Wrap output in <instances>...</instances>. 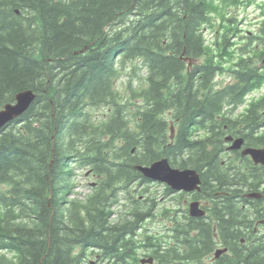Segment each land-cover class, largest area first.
Returning <instances> with one entry per match:
<instances>
[{"label": "trees", "instance_id": "1", "mask_svg": "<svg viewBox=\"0 0 264 264\" xmlns=\"http://www.w3.org/2000/svg\"><path fill=\"white\" fill-rule=\"evenodd\" d=\"M254 1L0 0V108L21 90L35 93L0 130V264H84L89 249L94 264H136L139 248L157 264H202L214 244L208 221L137 237L158 201L146 189L139 201L129 184L151 182L135 166L161 157L200 173L220 236H238L225 226L244 212L231 193L247 179L222 162L224 137L229 113L264 84V7L238 47L239 22L227 11ZM223 71L232 80L217 86ZM263 100L246 105L248 116ZM255 133L247 144L263 140ZM72 157L96 178L89 202L66 198ZM246 245L230 249L235 264H264V240Z\"/></svg>", "mask_w": 264, "mask_h": 264}, {"label": "flooded vegetation", "instance_id": "2", "mask_svg": "<svg viewBox=\"0 0 264 264\" xmlns=\"http://www.w3.org/2000/svg\"><path fill=\"white\" fill-rule=\"evenodd\" d=\"M258 98L254 99L251 97L247 100V104L241 105L242 108H240V106L238 109L231 111L229 113L231 118L228 121L230 122L231 127L228 129L227 125L226 128V136L229 135L231 138H227L224 142V159L222 160V162H230L232 164V173H236L237 178L244 177L247 179V185H245L243 188H240L238 185H236L233 193H231L234 195V199L239 201L238 203H240V208L243 209L244 212L243 214H240L239 218L238 215H236L235 218L238 220H236L234 223L225 226L227 229H229L230 232H233V229L236 230L238 235L237 237L228 242L223 240L222 236H220V229L217 226L218 222L211 221L210 219L208 211L210 200L204 199V195L202 193L199 194L200 191H175L170 187L164 186L163 197H167L170 204L166 205V222L163 230L168 231V229H170V234L174 235L180 231L176 230V224L182 221L186 223L187 221L194 220L195 222L203 220L204 222L208 221V223L211 225L214 244L213 248L211 247V250H209V252L201 255L202 264H223L224 261H228L229 259H233L235 264L236 256L230 250L234 245L247 244L245 247L246 250H248L250 244L261 242L264 240V178L262 177L264 176L262 175V173H264V163H255V161L249 154H243L242 152L245 147H264V109L262 108V106H264V100L262 106H259V108L254 111V114L248 116V114L252 113V111H249L247 109L251 103L260 101V99ZM246 105H248L247 108L245 107ZM254 118H256L255 123L258 124L257 126L252 125L254 123ZM225 127L226 125L224 124V128ZM253 128H255L256 132L254 135L262 134L263 140L260 142L252 140L251 144H247V140L249 139L250 132ZM237 137L242 138L241 145L237 148H229V145L233 142V139ZM225 154L226 157H224ZM86 176L88 177V190L85 197L89 202V167L87 168ZM259 176H261L262 179L258 182L257 178ZM241 181L242 180L237 179L235 183L237 184ZM95 185L96 181L92 183L91 187ZM257 192L260 193L258 196H249V193L255 194ZM218 193L223 192H217L216 195H218ZM179 200L181 201V204H178ZM194 200L199 201V204L202 207L204 206L203 208L205 210V213L203 215H190L188 204ZM217 200H220V198ZM243 200H247L249 202L244 203ZM175 202L177 203V205L174 204ZM222 248H224L225 250L215 256V251ZM224 254L226 256L224 258L228 259L220 262L219 260L223 257ZM146 256L147 255L145 254L140 258ZM152 264H157V261H155L154 259Z\"/></svg>", "mask_w": 264, "mask_h": 264}, {"label": "rangeland", "instance_id": "3", "mask_svg": "<svg viewBox=\"0 0 264 264\" xmlns=\"http://www.w3.org/2000/svg\"><path fill=\"white\" fill-rule=\"evenodd\" d=\"M263 7H264V0H255L252 4L246 7L244 6H240L239 8L231 7L227 11L229 14L232 13V15L235 18H237V21L239 22L238 26L241 29L239 34L235 37V42H236L237 47L239 46V44L241 45L244 41H246L247 39L246 36L250 35V33L257 32L260 20H262V17H263L262 15ZM212 32L213 30L211 28H208V29H204L203 34L206 37H210ZM259 60L260 59H257L256 62H258L257 63L258 65H262V72H264V63L260 64ZM126 70L129 71L128 68H126ZM142 73L144 72L142 71ZM231 77L232 76H230V74L227 73L226 71L216 74L215 80H216L217 86H221L222 84L228 81H231L232 80ZM125 80H126V76L123 75L117 81V87L121 91H123V89L125 88L124 86ZM262 95H264V85L261 88H258L256 90H252L251 92H249V95L246 97V100L250 99L251 97L256 99L258 97H261ZM240 108H242V106ZM168 115L169 114H167V116ZM224 157H226V154L224 155ZM65 166L68 169L72 170V176L70 177L71 178L70 184L72 185V188L70 192L67 194L66 198L67 199H77V200L84 199L83 197H85L84 195L85 193H87V190H88V185H87L88 177L86 176L87 168L80 166V164L77 162H73V157H72V160L71 158L68 160ZM95 181H96V178L94 174H92V172L89 170V194L91 193V188H92L91 185ZM142 189L147 190L145 191L148 196L156 195L157 197L156 200L158 201L157 202L158 204H156V206L151 211L153 215L150 218H146L143 220V225L141 226V229L138 230L137 237L139 238H141V236L144 233L150 234L152 232L158 235L160 231L162 232L165 222H166L165 213L163 212V209H167L166 205L170 204L168 198L163 197V191H164L163 184L155 182V181L149 182V183L147 182L145 184L144 183L140 184L136 182H132L131 184H129V190L131 194H134L136 199H138L139 201L141 199L143 200V198L145 197L143 196L144 193H142L143 195H141L139 192ZM125 190L126 189L119 190L120 191L119 195L126 194ZM160 204L162 205L160 206ZM116 206H119V205H116ZM113 207L116 209L115 206ZM117 208H121V207L119 206ZM113 216L114 218H118L116 214H113ZM89 250L86 252L87 255L85 258L86 260L85 262L86 263L89 262V264H94L95 260L98 258V255H96V253H93L92 250L91 251ZM138 251H139V254H138L139 258L144 253H146V251L144 252V248H139ZM136 264H138V262Z\"/></svg>", "mask_w": 264, "mask_h": 264}, {"label": "water", "instance_id": "4", "mask_svg": "<svg viewBox=\"0 0 264 264\" xmlns=\"http://www.w3.org/2000/svg\"><path fill=\"white\" fill-rule=\"evenodd\" d=\"M186 60V58H185ZM264 62V59L262 60ZM35 93L31 89H25L17 92L14 96V101L5 103L0 108V130L13 119L19 117L26 111L33 99ZM173 127H170V138L173 137ZM242 142L241 138L234 139L230 148H237ZM243 154H249L252 159L257 162L264 163V148L246 147L243 149ZM135 168L145 177L164 182L174 190H199L200 178L196 170L191 168L180 169L171 167L166 157H161L148 165H136ZM259 194H249V196H258ZM199 202L192 201L189 204V212L191 215L199 216L204 214V210L199 208ZM225 249H217L215 256ZM152 264L153 258L147 257L140 259V264Z\"/></svg>", "mask_w": 264, "mask_h": 264}]
</instances>
